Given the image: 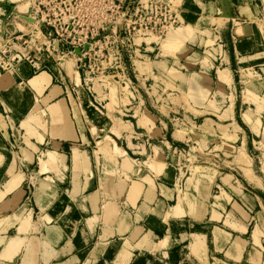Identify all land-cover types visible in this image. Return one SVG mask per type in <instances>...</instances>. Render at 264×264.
I'll return each mask as SVG.
<instances>
[{"label":"crops","instance_id":"crops-1","mask_svg":"<svg viewBox=\"0 0 264 264\" xmlns=\"http://www.w3.org/2000/svg\"><path fill=\"white\" fill-rule=\"evenodd\" d=\"M29 2L0 0V47ZM228 4L211 72L228 90V148L180 184L175 161L141 164L147 145L93 146L85 88L76 99L50 56L0 69V264H264V0ZM160 105L150 130L123 134L182 148L189 129L168 130Z\"/></svg>","mask_w":264,"mask_h":264},{"label":"rangeland","instance_id":"rangeland-1","mask_svg":"<svg viewBox=\"0 0 264 264\" xmlns=\"http://www.w3.org/2000/svg\"><path fill=\"white\" fill-rule=\"evenodd\" d=\"M82 1L88 6L74 5L68 13L76 18L75 26L68 30L57 26L64 35L61 38L37 37L35 22L24 19L23 31L8 37L0 52L7 50L8 57L28 53L32 63L37 56L48 55L59 70L69 73L76 99L85 88L93 146L101 145L105 137L121 147L131 140L147 145L154 152L145 155L141 164L160 170L161 161H175L171 164H177L179 184L194 166L215 161L214 154L217 160L223 157L220 152L228 141V90L215 88V74L211 75L225 50L221 30L225 21L215 19L228 13L223 1ZM24 34L23 39L12 38ZM221 80L227 84L230 78L224 73ZM161 103L168 130L189 129L190 139L182 148L170 151L169 146L164 152L163 137L123 134L130 123L136 130L137 125L150 130ZM26 187L31 200L34 186Z\"/></svg>","mask_w":264,"mask_h":264},{"label":"built area","instance_id":"built-area-1","mask_svg":"<svg viewBox=\"0 0 264 264\" xmlns=\"http://www.w3.org/2000/svg\"><path fill=\"white\" fill-rule=\"evenodd\" d=\"M30 12L27 14V17L34 19V24L36 25V36L43 39H53L61 38L57 26L66 27L68 30L71 26H75L76 18L70 13V10L73 6L87 7L82 0H30ZM56 29V31L54 30ZM18 35V34H16ZM25 36H14V40L23 39ZM61 36V37H59ZM27 41L24 44H27ZM42 50H45L42 48ZM31 56L27 53L21 55L12 56V53L7 55V50L0 52V69L1 70H10L13 68L15 63L21 62L22 60H30Z\"/></svg>","mask_w":264,"mask_h":264},{"label":"water","instance_id":"water-1","mask_svg":"<svg viewBox=\"0 0 264 264\" xmlns=\"http://www.w3.org/2000/svg\"><path fill=\"white\" fill-rule=\"evenodd\" d=\"M221 1H223L224 5L226 6V8L228 10L229 9V6H230L228 4V1L227 0H221ZM224 17H232L231 12H228L227 14H224ZM26 20L31 21V22H34V19L33 18H30V17L26 18Z\"/></svg>","mask_w":264,"mask_h":264}]
</instances>
